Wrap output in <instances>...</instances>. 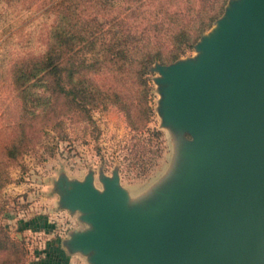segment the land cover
Wrapping results in <instances>:
<instances>
[{"label": "water", "instance_id": "1", "mask_svg": "<svg viewBox=\"0 0 264 264\" xmlns=\"http://www.w3.org/2000/svg\"><path fill=\"white\" fill-rule=\"evenodd\" d=\"M231 1L197 62H155L163 126L188 146L182 177L146 206L118 175L63 187L90 225L64 243L92 264H264V0Z\"/></svg>", "mask_w": 264, "mask_h": 264}, {"label": "trees", "instance_id": "2", "mask_svg": "<svg viewBox=\"0 0 264 264\" xmlns=\"http://www.w3.org/2000/svg\"><path fill=\"white\" fill-rule=\"evenodd\" d=\"M35 1L0 0V36ZM228 1L48 0L41 14L52 18L40 50L12 56L11 34L0 44V95L5 83L13 92L0 114L7 130L0 143V194L11 181V166L35 151L47 131L56 142L68 140L76 126L82 141L97 137V108L114 107L132 131L154 135L160 155L164 132L149 126L151 66L171 63L191 50ZM148 141L140 138L141 148L132 152L134 163H140L138 175L147 168ZM42 251L46 256L54 252ZM26 253L23 240L0 221V264H24ZM39 261L45 264L43 257Z\"/></svg>", "mask_w": 264, "mask_h": 264}, {"label": "rangeland", "instance_id": "3", "mask_svg": "<svg viewBox=\"0 0 264 264\" xmlns=\"http://www.w3.org/2000/svg\"><path fill=\"white\" fill-rule=\"evenodd\" d=\"M240 1L232 0L227 8H233ZM46 4H50L48 0H36L30 10L0 36L1 44L5 37L12 35L8 43L12 56L37 52L43 47L52 18L41 14ZM211 33L212 30H209L205 36ZM202 52L201 48L193 47L178 61L195 63ZM167 68L154 63L150 69L153 115L149 126L164 132V148L160 155L154 135L147 131L142 134L132 131L124 115L110 107L93 111L98 127L97 137L90 136L87 141H82L80 127L76 126L71 129L72 136L68 140L56 142L54 133L47 131L35 151L11 166V181L0 194V221L14 237L23 240L27 250L24 264H32L42 257L40 246L46 240H62L71 230H79L85 224L82 212L68 207L70 200L63 199L65 185L93 176L95 185L100 189L104 179L118 175L127 190L128 202L146 206L161 199L182 177L186 170L188 146L174 126L164 127L162 123L168 86L163 79V70ZM1 92L0 114L13 98L7 83L2 85ZM6 132V128L0 125V143L5 140ZM143 137L149 139L145 143L149 150L144 156L148 163L144 173L138 175L140 163H134L132 152L141 148L138 141ZM51 149L53 153H50ZM51 224L52 228L49 227Z\"/></svg>", "mask_w": 264, "mask_h": 264}, {"label": "crops", "instance_id": "4", "mask_svg": "<svg viewBox=\"0 0 264 264\" xmlns=\"http://www.w3.org/2000/svg\"><path fill=\"white\" fill-rule=\"evenodd\" d=\"M184 135L186 137L189 136L186 132L184 133ZM119 182H120V185L125 188V186L123 184H121L120 178H119ZM93 184L95 185L94 179H93ZM100 189H102V188H100ZM42 225H44V224L42 223ZM35 226H37V225L35 224ZM89 227H90V225L87 222H85V224L82 227H80L79 230L86 229ZM73 230H77V228L73 229ZM73 230H71V232ZM69 237H70V233L68 235H66L65 238H62V240L60 238H55L57 240H46L45 243L43 244V246H40L41 252L43 254L42 257H43L45 264H92L88 260V254L83 253L80 250H71L68 247L67 243H64V240L69 238ZM45 248H48L49 252L54 251L51 256H46V254L42 251V249H45ZM32 264H41V263H40L39 259H37V260L35 259L32 262Z\"/></svg>", "mask_w": 264, "mask_h": 264}]
</instances>
